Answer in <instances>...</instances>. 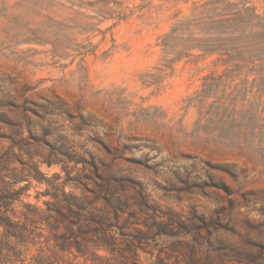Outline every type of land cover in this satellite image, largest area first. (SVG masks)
Masks as SVG:
<instances>
[{"label": "rangeland", "instance_id": "1", "mask_svg": "<svg viewBox=\"0 0 264 264\" xmlns=\"http://www.w3.org/2000/svg\"><path fill=\"white\" fill-rule=\"evenodd\" d=\"M216 43L264 61V0H0V173L121 207L142 264H264V80Z\"/></svg>", "mask_w": 264, "mask_h": 264}, {"label": "trees", "instance_id": "2", "mask_svg": "<svg viewBox=\"0 0 264 264\" xmlns=\"http://www.w3.org/2000/svg\"><path fill=\"white\" fill-rule=\"evenodd\" d=\"M198 47L203 56H215L203 78L218 68H222L218 77L233 69L249 68L250 73L259 68L264 80V61L256 63L252 54L245 56L218 43ZM5 157L0 154L2 164L8 161ZM9 179L0 173V264H142L136 257V237L129 235L121 243L112 231L123 227L117 220V210L124 211L121 207L111 202L98 206L96 196H78L52 185V191L39 193L30 202L22 199L29 197L28 184L17 187L22 180ZM44 195L48 199L40 204L39 196ZM124 251L134 256L115 257Z\"/></svg>", "mask_w": 264, "mask_h": 264}]
</instances>
